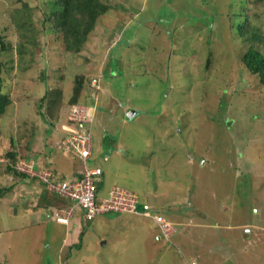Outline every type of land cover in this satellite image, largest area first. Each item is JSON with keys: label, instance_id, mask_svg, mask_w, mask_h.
<instances>
[{"label": "rangeland", "instance_id": "rangeland-1", "mask_svg": "<svg viewBox=\"0 0 264 264\" xmlns=\"http://www.w3.org/2000/svg\"><path fill=\"white\" fill-rule=\"evenodd\" d=\"M98 1L73 51L57 22L69 0H0V188L20 179L11 162L77 174L57 147L75 97L93 117L98 196L125 188L175 232L80 208L68 226L21 220L4 193L0 264H264V83L242 59L264 53V0Z\"/></svg>", "mask_w": 264, "mask_h": 264}, {"label": "built area", "instance_id": "built-area-1", "mask_svg": "<svg viewBox=\"0 0 264 264\" xmlns=\"http://www.w3.org/2000/svg\"><path fill=\"white\" fill-rule=\"evenodd\" d=\"M93 85H96L95 80H93ZM67 118V123L64 125L66 133L57 145L63 153L76 157L80 168L76 172V176L62 180L56 179L52 173L47 171L43 172L45 176L38 177L54 194L74 202L73 205L62 210H55V220L67 224L77 206L83 211V218L86 220H92L97 215L109 211L138 213L137 196L125 188L115 185L109 189L107 196L100 197L97 194V185L101 181L102 169L100 166L91 167L87 164L93 149V117L88 111V106L80 103L71 104L68 108ZM19 161L18 159L15 164H18ZM27 165L30 167L29 170L20 166L16 169L30 175H37L31 172L33 162L31 161ZM146 209H149V205L146 206ZM143 214L152 217L163 237L170 239V235L175 232L170 221L148 211H144Z\"/></svg>", "mask_w": 264, "mask_h": 264}, {"label": "trees", "instance_id": "trees-1", "mask_svg": "<svg viewBox=\"0 0 264 264\" xmlns=\"http://www.w3.org/2000/svg\"><path fill=\"white\" fill-rule=\"evenodd\" d=\"M100 8H103L102 4L98 0H69V2L64 5L62 11L60 12V17L57 22L64 27L65 37H66V49H70L73 51H78L82 37L84 38L86 32L91 28V23L93 22L95 16L100 11ZM84 24V26H83ZM83 28L81 29V27ZM84 33L82 37L80 34ZM253 38L255 35L252 36ZM3 47V43H1ZM243 62L245 63L247 69L259 75L260 80L264 83V53L261 52L257 47L251 45L246 53L242 57ZM44 96L42 97L43 101ZM70 102L71 104H75L79 102L77 98H73ZM10 102V98L7 94H4L2 91V85L0 83V115L4 112L6 105ZM42 107V103L39 105ZM16 153H10L7 155L11 156V160L14 161L16 157ZM7 169L13 171L14 174L18 175L20 178L26 177L27 174L17 171L13 168V162L7 163ZM103 173V171H102ZM28 176V175H27ZM102 176V175H101ZM34 178V177H33ZM11 186L7 188H0V197L9 189ZM99 189V183L97 185V194ZM139 203H137V211H138ZM154 208V207H153ZM152 206H149V209H139L140 212L150 210Z\"/></svg>", "mask_w": 264, "mask_h": 264}, {"label": "crops", "instance_id": "crops-1", "mask_svg": "<svg viewBox=\"0 0 264 264\" xmlns=\"http://www.w3.org/2000/svg\"><path fill=\"white\" fill-rule=\"evenodd\" d=\"M74 176L76 175L73 174L70 175V177H74ZM57 179L60 180L62 179V177L59 178L58 176ZM10 186L11 188H9L7 192H5L6 196L4 198L6 199V201L4 202L10 206L9 212L15 216L21 217V220H24L25 217L29 218L28 215H30V217L35 218L32 219V221L38 223V220L41 219V216H44V212H46V215L48 217L53 219L55 218V210L57 209L62 210L65 207L73 205L74 203L69 199L54 194L52 191L48 189L46 184H44L43 182L39 181L36 178H33V176L30 175L28 176L26 175V177L24 178L17 179L15 182L11 183ZM77 208L79 209L80 207L78 206L75 207L72 215L69 217L67 224H62V225L68 226L70 225V221L76 219ZM106 213H112V211ZM118 213L130 214L131 212H118ZM131 214L143 215L139 212L131 213ZM131 214L130 216H128L129 218L132 217ZM81 218H83V215H81ZM68 239H69V234L66 233V235L63 238V243L66 244L68 242ZM158 239L160 238L158 237Z\"/></svg>", "mask_w": 264, "mask_h": 264}, {"label": "clouds", "instance_id": "clouds-1", "mask_svg": "<svg viewBox=\"0 0 264 264\" xmlns=\"http://www.w3.org/2000/svg\"><path fill=\"white\" fill-rule=\"evenodd\" d=\"M77 103H79V102H77ZM81 104V103H80ZM70 106V105H69ZM69 106H68V108H69ZM88 106V105H87ZM64 135H65V133L63 134V137H64ZM58 144V143H57ZM57 147H58V145H57ZM64 154V153H63ZM69 155V154H68ZM19 159V156H17V158H16V160L14 161L15 163H16V161ZM30 161H32V159H30ZM33 162V161H32ZM13 166H14V164H13ZM33 167H34V162H33ZM21 172V171H20ZM24 173V172H23ZM25 174H27V173H25ZM27 175H30V174H27ZM30 176H33L34 177V175H30ZM63 179H65V178H63ZM39 180V179H38ZM45 184V183H44ZM141 214H143V212H140ZM144 215V214H143Z\"/></svg>", "mask_w": 264, "mask_h": 264}, {"label": "water", "instance_id": "water-1", "mask_svg": "<svg viewBox=\"0 0 264 264\" xmlns=\"http://www.w3.org/2000/svg\"><path fill=\"white\" fill-rule=\"evenodd\" d=\"M135 113H136V111L135 110H129V112H128V116L129 117H132L133 115H135ZM105 242H103V244H104Z\"/></svg>", "mask_w": 264, "mask_h": 264}]
</instances>
